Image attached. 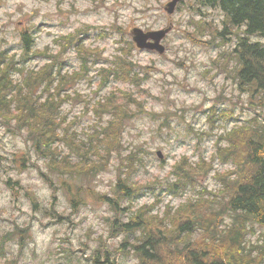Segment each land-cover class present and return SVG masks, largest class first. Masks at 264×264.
<instances>
[{
    "label": "rangeland",
    "instance_id": "374dc122",
    "mask_svg": "<svg viewBox=\"0 0 264 264\" xmlns=\"http://www.w3.org/2000/svg\"><path fill=\"white\" fill-rule=\"evenodd\" d=\"M175 1L171 0L172 6H177L175 11L168 14L175 23L174 30L162 40L167 50L161 53L137 46L133 35L136 28L149 32L171 26L164 10L169 0H0V45L21 54V33H28L32 41L25 43L31 52L27 65L38 70L46 67L47 59L34 52L36 47L59 55L62 74L83 72L82 61L87 60V71L65 84L66 92L73 94L63 110L79 132L110 122L109 112L94 110L96 101L110 93L124 91L119 95L129 96L132 109L145 106L128 120L123 146L114 150L105 168L88 181L51 168L48 157L36 149L29 150L31 143L25 133L9 130L0 122V264H103L93 259L96 251L106 244L113 254L114 248L123 244L124 233L115 230L112 235L111 220L116 213L109 198L114 195L117 177L125 176L123 170L130 157L139 164L134 180L160 185L154 191L146 189L134 200H122L119 213L123 222L129 221L131 212H138L134 209L152 205L156 198L162 201L152 207L151 215L163 217L168 204L178 206L201 188H218L220 180L215 173L232 169V164L216 158L208 176H197V187L187 188L178 181L173 191V187L168 189L169 183L178 179L171 173L177 160L184 156L194 164L203 158L212 160L214 134L224 137L233 125L257 111L264 112L259 100L240 94L232 77L240 71L239 46L236 41L220 46L221 35L232 32L225 19L221 21L226 28L221 35L217 31L221 26L213 18L221 19L223 13L211 6L198 7L195 0H184L180 5ZM200 7L207 9V14ZM198 14L209 20L199 21L203 38L192 32L198 26ZM78 29L80 38L61 54L55 38ZM253 39L264 37L253 35ZM83 44L100 50L79 54L78 47ZM122 48L130 49L129 57L136 63L133 80H118L113 71L116 59L120 60L119 67L125 63ZM222 53L230 58L215 62ZM221 117L227 128L223 124L216 127ZM131 202L137 205L128 208ZM146 210L150 211L148 207ZM256 231L248 237L253 243L264 233V226L256 224ZM125 246L131 253L117 254L116 264H140V254L131 243ZM257 254L256 250L254 254L241 251L246 264H256Z\"/></svg>",
    "mask_w": 264,
    "mask_h": 264
},
{
    "label": "trees",
    "instance_id": "16d2710c",
    "mask_svg": "<svg viewBox=\"0 0 264 264\" xmlns=\"http://www.w3.org/2000/svg\"><path fill=\"white\" fill-rule=\"evenodd\" d=\"M219 1L230 12V21L236 24L247 21L248 32L264 36V0ZM76 36L73 33L67 42L63 36L55 39L61 54L78 38ZM24 40L27 42L29 37L25 36ZM130 42L132 44V40ZM99 50L84 44L78 47L79 54ZM129 50L122 48L125 63L121 67L117 64L120 60L113 62L118 80H133L137 75L136 63L130 59ZM42 55L47 59L46 67L41 70L30 68L20 80L14 77L15 72H23L15 69L18 64L15 54L0 50V117L6 124L15 125V131L25 133L38 153L49 158L51 168L72 178L92 179L108 164L112 152L123 146L124 129L135 115L130 98L127 94L119 95L124 93L122 91L96 101L95 112L104 109L112 119L105 126L96 125L81 133L63 117L62 107L72 93L65 92L61 97V86L84 73L62 74L63 63L57 53L45 48ZM242 56L244 63L240 76L252 84L251 100H259L264 105V44L245 43ZM82 62L85 72L88 62L85 58ZM233 79L236 81L237 77L233 75ZM144 108L137 107L135 111L141 112ZM216 142L218 148L210 161L203 158L194 164L187 156L177 160L171 173L178 179L170 182L168 189L173 187V191L179 182L187 188L190 185L197 187V176H208L216 158L232 163L228 172H216L221 181L219 188H201L178 206L168 204L163 217L151 215L152 207L162 201L156 198L154 204L134 209L138 212H131L129 221L123 222L119 213L121 201L134 200L146 189L154 191L160 185L156 181L134 180L139 164L130 157L123 170L125 176L117 177L114 195L109 198L110 208L116 213L111 220L112 235L115 230L124 233L120 242L123 244L115 247L113 254L112 248L105 244L96 251L95 261L116 264L117 254L131 253L125 246L131 243L132 249L140 254V264H246L241 251L254 254L255 250L258 252L255 263L264 264V233L256 243L248 239L257 233L256 224L264 226V112L257 111L251 118L234 125L224 137H216ZM86 194H89L88 190ZM134 205L137 204L131 202L128 208ZM138 232L140 234L136 235ZM132 235H136L133 242ZM103 253H107L106 257L101 256Z\"/></svg>",
    "mask_w": 264,
    "mask_h": 264
},
{
    "label": "water",
    "instance_id": "95a60500",
    "mask_svg": "<svg viewBox=\"0 0 264 264\" xmlns=\"http://www.w3.org/2000/svg\"><path fill=\"white\" fill-rule=\"evenodd\" d=\"M179 1L180 0H176L174 3H176V2L178 3ZM175 8H176V6L173 7L171 2L168 3V5L166 7V9L168 10L169 13H173L175 11ZM171 29H172V27H168L166 29L145 32L142 29L136 28V31H134L135 40L137 41V43L140 47H148L151 49H157L161 53H163V52H165L166 48L161 43V41ZM149 39H153L154 41H149Z\"/></svg>",
    "mask_w": 264,
    "mask_h": 264
},
{
    "label": "flooded vegetation",
    "instance_id": "af4514ba",
    "mask_svg": "<svg viewBox=\"0 0 264 264\" xmlns=\"http://www.w3.org/2000/svg\"><path fill=\"white\" fill-rule=\"evenodd\" d=\"M213 4V3H212ZM214 8H216V7H214ZM201 9H203V8H201Z\"/></svg>",
    "mask_w": 264,
    "mask_h": 264
}]
</instances>
